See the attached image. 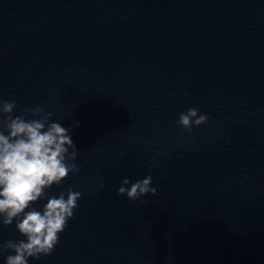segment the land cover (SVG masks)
<instances>
[{"label":"water","instance_id":"obj_1","mask_svg":"<svg viewBox=\"0 0 264 264\" xmlns=\"http://www.w3.org/2000/svg\"><path fill=\"white\" fill-rule=\"evenodd\" d=\"M0 101L51 112L77 150L25 210L81 193L28 264H264V0H0ZM189 108L208 117L191 132ZM149 175L155 196L117 194Z\"/></svg>","mask_w":264,"mask_h":264},{"label":"clouds","instance_id":"obj_2","mask_svg":"<svg viewBox=\"0 0 264 264\" xmlns=\"http://www.w3.org/2000/svg\"><path fill=\"white\" fill-rule=\"evenodd\" d=\"M15 107V101H0V111L6 116L0 122L4 127V131H0V217L3 218L0 223L10 226L17 220L16 228L26 240H9L0 248L14 252L6 257V264H28L29 258L39 259L52 253L58 234L64 231L73 210L78 207L81 193L69 187L66 194L61 192L58 197L47 198L42 211L25 210L45 197V189L59 185L70 172L75 174L79 168L69 163L77 156L69 134L71 128L50 122L52 113L40 107L25 110L39 119L13 116ZM207 120L206 115H198V109L189 108L180 114L178 123L191 132L193 126L199 127ZM129 184V179L123 178L117 194L133 201L146 194L156 195L150 175L131 183L130 187ZM21 216L22 219H18Z\"/></svg>","mask_w":264,"mask_h":264}]
</instances>
